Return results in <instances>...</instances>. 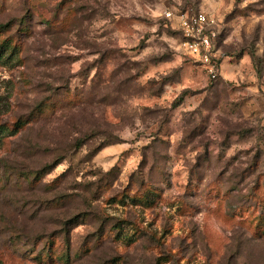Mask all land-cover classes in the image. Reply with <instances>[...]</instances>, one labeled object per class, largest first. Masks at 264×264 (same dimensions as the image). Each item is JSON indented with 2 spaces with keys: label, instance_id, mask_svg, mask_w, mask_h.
<instances>
[{
  "label": "rangeland",
  "instance_id": "obj_1",
  "mask_svg": "<svg viewBox=\"0 0 264 264\" xmlns=\"http://www.w3.org/2000/svg\"><path fill=\"white\" fill-rule=\"evenodd\" d=\"M0 49V264H264V0H0Z\"/></svg>",
  "mask_w": 264,
  "mask_h": 264
},
{
  "label": "built area",
  "instance_id": "obj_2",
  "mask_svg": "<svg viewBox=\"0 0 264 264\" xmlns=\"http://www.w3.org/2000/svg\"><path fill=\"white\" fill-rule=\"evenodd\" d=\"M164 17L175 23L181 36L184 54L196 64L209 81L218 77V58L215 42L220 34V24L206 12H182L177 9L167 10Z\"/></svg>",
  "mask_w": 264,
  "mask_h": 264
},
{
  "label": "trees",
  "instance_id": "obj_3",
  "mask_svg": "<svg viewBox=\"0 0 264 264\" xmlns=\"http://www.w3.org/2000/svg\"><path fill=\"white\" fill-rule=\"evenodd\" d=\"M4 52H5V51H4ZM4 52H3V50L0 49V58L3 57Z\"/></svg>",
  "mask_w": 264,
  "mask_h": 264
}]
</instances>
